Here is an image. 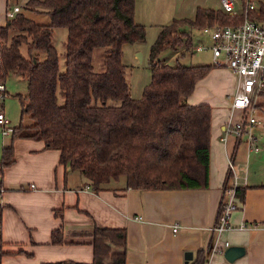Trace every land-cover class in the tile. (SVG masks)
Listing matches in <instances>:
<instances>
[{"label": "trees", "instance_id": "trees-1", "mask_svg": "<svg viewBox=\"0 0 264 264\" xmlns=\"http://www.w3.org/2000/svg\"><path fill=\"white\" fill-rule=\"evenodd\" d=\"M257 1V17L264 19V0ZM134 5L135 0H26L0 26V82L5 84L9 74L25 80L26 93L18 97L21 115L31 119L13 127L10 142L1 148L0 176L14 162L12 140L23 137L59 150V162L78 171L94 192L121 176L124 189L208 186L211 108L186 99L215 64L172 65L156 59L166 48L190 51L195 30L215 22L238 24L242 16L198 7L193 19L161 26L149 50L150 79L133 99L121 55L124 44L145 38V27L134 21ZM31 11L45 14L48 21L34 20ZM55 28L67 30L63 71L51 43ZM100 47L103 70L96 71L92 55ZM257 96L264 104V87ZM225 179L224 186L229 173ZM235 192L243 200L244 188ZM1 217L0 204V222ZM91 238V262L42 264H125L124 228L95 227ZM51 242L64 243L61 228L52 230ZM1 247L0 233V259ZM198 254L203 258L202 251Z\"/></svg>", "mask_w": 264, "mask_h": 264}, {"label": "crops", "instance_id": "crops-1", "mask_svg": "<svg viewBox=\"0 0 264 264\" xmlns=\"http://www.w3.org/2000/svg\"><path fill=\"white\" fill-rule=\"evenodd\" d=\"M25 2L11 5V0H0V26L5 24L8 10L22 8ZM235 3L233 0L239 13L242 2L238 9ZM198 7L222 11L221 0H135L134 21L164 26L173 19H193ZM28 14L32 18L46 16L33 11ZM192 35L191 44H203L208 60L184 62L178 55L182 49L168 59L182 64H214L211 43H194L201 38L195 37L194 31ZM237 84V76L227 67L215 65L196 82L186 99L189 104L211 108L208 186L203 189H124L120 178L109 188L94 192L78 171L59 162V150L46 149L43 140H12L14 162L5 166L0 176L4 251L0 264L91 262L95 227L125 229V264H264V138L255 136L254 142L260 147L257 152L250 148L247 138L240 149L242 136L231 133L223 139L228 121L235 123L242 115L241 110L230 109ZM262 102L253 104V109L264 106ZM0 145L5 146L3 140ZM230 160L232 172L228 171ZM232 175L236 188H244V198L236 195L238 209L231 212L229 224L236 226L242 221L247 227L230 228L221 234V247L227 241L228 246L245 250L229 262L223 256L225 247L221 252L211 250L215 240L212 227L226 200L225 188L231 184ZM174 225H178L175 231ZM56 228L62 230L63 244L51 242V232ZM186 252L192 253L189 260L184 257Z\"/></svg>", "mask_w": 264, "mask_h": 264}, {"label": "built area", "instance_id": "built-area-1", "mask_svg": "<svg viewBox=\"0 0 264 264\" xmlns=\"http://www.w3.org/2000/svg\"><path fill=\"white\" fill-rule=\"evenodd\" d=\"M222 11L228 16L241 15L242 21L233 25H220L217 22L206 25L199 31L206 34L211 40L210 51L215 65L227 67L238 78L237 89L233 96L230 109H239L242 112L241 118L235 123L230 120L226 124L225 136L234 134L240 138L247 133V142L250 148L257 152L260 147L255 144V136L251 134V127L256 123L252 116L253 99L264 87V19L257 16L259 3L257 0H242V8L236 12L233 0H221ZM19 10L14 6L7 11L10 18ZM254 13V17H250ZM206 47L203 44L191 45L190 51H202ZM6 93L5 84L0 82V94L3 97ZM0 126L2 136L11 134L13 127L4 113L0 110ZM264 149V146H263ZM228 171H233V163L228 161ZM31 187L34 188L33 185ZM236 177L232 175V182L225 188L226 200L222 203L216 222L212 227L215 232V240L211 253L221 252L228 242L224 241L222 247L219 245L221 234L230 229H245L246 223L238 222L236 226L229 224V217L232 211L238 209L236 203ZM1 191V189H0ZM178 225L173 226V231Z\"/></svg>", "mask_w": 264, "mask_h": 264}, {"label": "rangeland", "instance_id": "rangeland-1", "mask_svg": "<svg viewBox=\"0 0 264 264\" xmlns=\"http://www.w3.org/2000/svg\"><path fill=\"white\" fill-rule=\"evenodd\" d=\"M240 2L242 0H236V8H239ZM19 4V0H12V4ZM35 9V8H34ZM34 20L39 22H47L48 17L43 15H34ZM45 20V21H44ZM152 20V19H150ZM153 21H147L146 24L143 26L145 27V38L141 42H132L126 43L122 46V55L121 61L125 67V78L129 85L130 96L134 98H139L142 94V90L144 85L150 79V65H149V50L151 45L154 43L159 27L152 25ZM67 36V30L65 28H55L53 30L51 36V43L56 48L58 52V61H59V69L63 71L64 69V41ZM194 36H200V40H194V43L204 42V43H211L209 37L199 32L198 30L194 31ZM134 44L136 46H134ZM137 47V49H136ZM182 51L179 52V57L183 58L184 62H193V63H204L208 60V52L206 51H199V52H192L186 51L183 48ZM136 50V51H135ZM21 51L23 54L26 55V47L25 45L21 46ZM175 52L171 48H166L161 51L157 57V61L166 62L176 64L175 59H168L171 55ZM140 54V57L138 56ZM178 57V56H177ZM92 66L94 70L100 71L103 70V48H96L92 55ZM5 90L6 93L2 97L0 94V110L4 113L5 117H7L10 121V125L12 127L18 126L21 124H28L31 122V119L27 114L21 115V107L19 102L18 95H25L26 93V82L25 80L17 74H9L5 81ZM263 99L260 97H255L253 99V104L257 102H262ZM111 103L113 101H110ZM252 116L256 120V123L251 127V134L257 137L264 138V106L258 105L254 107L252 111ZM10 134L6 136H2L1 134V126H0V144L3 142L5 145H8L10 142ZM247 138V133L242 135V141L240 143V149L244 145L245 140ZM256 142V141H255ZM239 149V152H240ZM238 157V155H237ZM0 158H1V145H0ZM124 181V177L121 176V180Z\"/></svg>", "mask_w": 264, "mask_h": 264}, {"label": "water", "instance_id": "water-1", "mask_svg": "<svg viewBox=\"0 0 264 264\" xmlns=\"http://www.w3.org/2000/svg\"><path fill=\"white\" fill-rule=\"evenodd\" d=\"M138 56L140 57V54ZM244 251H245L244 247H242V246L229 245V246L225 247V249L223 251V256L227 261L232 262L235 259H237L238 257L242 256L244 254ZM184 257L186 260H189L192 257V253L186 252L184 254Z\"/></svg>", "mask_w": 264, "mask_h": 264}]
</instances>
